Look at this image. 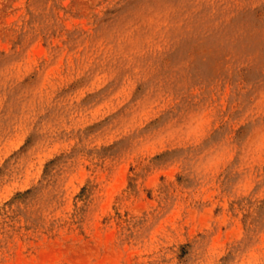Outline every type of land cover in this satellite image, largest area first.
Masks as SVG:
<instances>
[{"label":"rangeland","instance_id":"1","mask_svg":"<svg viewBox=\"0 0 264 264\" xmlns=\"http://www.w3.org/2000/svg\"><path fill=\"white\" fill-rule=\"evenodd\" d=\"M0 264H264V0H0Z\"/></svg>","mask_w":264,"mask_h":264}]
</instances>
